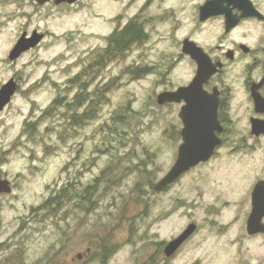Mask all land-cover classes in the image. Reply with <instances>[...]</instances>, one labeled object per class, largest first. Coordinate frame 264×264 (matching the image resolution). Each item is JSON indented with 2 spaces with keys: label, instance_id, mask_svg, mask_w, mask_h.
<instances>
[{
  "label": "rangeland",
  "instance_id": "obj_1",
  "mask_svg": "<svg viewBox=\"0 0 264 264\" xmlns=\"http://www.w3.org/2000/svg\"><path fill=\"white\" fill-rule=\"evenodd\" d=\"M144 2L0 0V88L18 83L0 113V178L12 185L0 194V264H264V233L246 231L261 154L232 156L228 142L153 190L175 163L183 127L180 105H159L157 94L190 79L181 43L192 22L188 0L156 1L146 14ZM135 18L147 39L74 83L113 30ZM34 30L41 43L11 60ZM99 88L105 99L91 105ZM191 223L196 232L169 261L163 245Z\"/></svg>",
  "mask_w": 264,
  "mask_h": 264
},
{
  "label": "flooded vegetation",
  "instance_id": "obj_2",
  "mask_svg": "<svg viewBox=\"0 0 264 264\" xmlns=\"http://www.w3.org/2000/svg\"><path fill=\"white\" fill-rule=\"evenodd\" d=\"M156 1L162 5L165 0H145L143 4L145 14ZM170 6L167 12L173 8V5ZM188 9L192 25L188 35L183 38L181 47L183 58H187L188 61L190 79L186 84L162 91L177 90L180 86L190 85L198 74L200 64H204L206 73L209 74L203 85L204 96L208 104L217 103L218 117L223 127L221 132L217 131L221 144L216 147L210 160L212 161L228 142H232L230 147L232 156L242 155L253 160L257 154H261L264 166V0H188ZM136 20L138 19L129 20L125 26L113 30L106 39L107 44L96 52L92 57V64L84 67L81 73L84 74L90 68L91 72L88 74L90 77H96L110 63L115 62L107 59L106 65L93 64L99 61L103 49L110 45L109 37L115 32L122 31L128 24L138 23L146 40L148 32L144 28V21ZM185 38L192 44L189 54L183 52ZM114 43L117 44V40H114ZM137 44L140 43H135L131 49ZM168 104L180 105L181 110L186 103L183 101L164 105ZM210 160L198 164L189 171L196 170ZM261 172L262 175L256 177L250 184L252 191L257 184L264 182V169ZM251 211L252 193L251 209L246 216V231ZM179 250L172 257H166L165 254L164 256L170 261ZM87 251L78 252L79 261L87 259L91 249L88 248ZM104 255L105 260L107 254ZM155 263H159L157 259Z\"/></svg>",
  "mask_w": 264,
  "mask_h": 264
},
{
  "label": "water",
  "instance_id": "obj_3",
  "mask_svg": "<svg viewBox=\"0 0 264 264\" xmlns=\"http://www.w3.org/2000/svg\"><path fill=\"white\" fill-rule=\"evenodd\" d=\"M40 4L53 1L56 5L75 4L79 0H37ZM44 39V34L34 30L31 35L24 32L9 54L11 60L19 58L24 52L38 46ZM191 42L188 38L183 41V52H191ZM199 50V49H198ZM209 74L204 64H200L198 74L190 85L180 86L177 90H165L158 94L157 103H181L179 117L183 122L181 142L175 163L170 170L154 185L157 192L164 191L177 182L191 168L202 162H207L214 155L216 147L221 144L217 131L223 127L218 117V105L208 104L204 96L203 85ZM18 89L14 78L4 83L0 88V113L11 102ZM256 126V125H255ZM12 185L8 179L0 178V194L10 193ZM264 182H260L252 191V211L247 221V232L250 235L264 233ZM197 224L191 223L176 238L164 246L166 257H172L181 246L196 232Z\"/></svg>",
  "mask_w": 264,
  "mask_h": 264
},
{
  "label": "trees",
  "instance_id": "obj_4",
  "mask_svg": "<svg viewBox=\"0 0 264 264\" xmlns=\"http://www.w3.org/2000/svg\"><path fill=\"white\" fill-rule=\"evenodd\" d=\"M144 32L142 30V28L139 26V24H135V23H131L128 24L122 31L120 32H115L113 35H111L109 37V40L111 41L110 45L106 48H104L103 52L100 53V58L98 62H93V64H96L98 66L100 65H106L108 63L105 62L107 59L110 60H116L118 58H123L126 54L127 51L129 49H131V47L135 44V43H142L145 41V36H144ZM114 40H117V44L114 43ZM92 64V62L90 63V65ZM138 71H143V70H138ZM91 69H87V71H85L84 74L80 73L78 76H76L72 81L74 83H79L80 79L84 76H89L90 77V73ZM83 89L86 88L85 84L82 85ZM96 97H90L89 101L91 102V105L95 104L98 100L100 103H102V101L105 99L106 93L104 92L103 88H99L96 89ZM86 93V92H84ZM86 97L85 94H83L82 96H80L79 98H84ZM92 108V107H90ZM87 115V112L84 114V116ZM98 181V180H96ZM93 186H89L86 190V194L93 189ZM62 195L61 193L56 196L54 199L57 202L58 199H62ZM50 201H46L43 205H49ZM56 204V203H54Z\"/></svg>",
  "mask_w": 264,
  "mask_h": 264
}]
</instances>
